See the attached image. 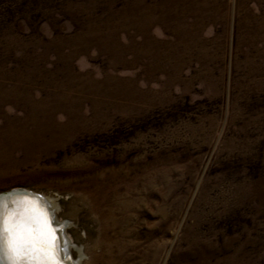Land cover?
Here are the masks:
<instances>
[{"label":"rangeland","instance_id":"1","mask_svg":"<svg viewBox=\"0 0 264 264\" xmlns=\"http://www.w3.org/2000/svg\"><path fill=\"white\" fill-rule=\"evenodd\" d=\"M14 188L80 264H264V0H0Z\"/></svg>","mask_w":264,"mask_h":264},{"label":"bare ground","instance_id":"2","mask_svg":"<svg viewBox=\"0 0 264 264\" xmlns=\"http://www.w3.org/2000/svg\"><path fill=\"white\" fill-rule=\"evenodd\" d=\"M42 197L45 200V204L50 214L54 215L53 223L57 226H60V230L58 231V234L60 237V242H61L60 244L62 249L61 256L62 257L67 255L70 256L71 249L73 247L72 245L74 243L67 236L65 225L61 223V221H59L55 215L56 210L58 209L57 201L52 196H48V195L45 196L44 194H42ZM0 201H3L7 205V208L3 213L4 227L7 228L9 225V213L11 211L19 210L20 212H22L23 216L26 218L25 222L27 228H31L33 230L32 231L33 235L26 236L27 240L29 238L30 243L33 244L32 248H35L38 251H40V253H42L38 257L35 254L31 255V252L30 254L28 253L27 255L18 252L15 256H13L7 251L5 247L0 249V264H29V263L30 264H65L57 261L56 259H54V257H51L53 250L50 249L51 242H50L49 230L47 227H45V225H43L45 224V220L42 219V214H41L42 212L40 211V207L36 204V202H34L32 199H28V200L21 199L20 196L18 195L15 196L13 195L10 198L0 197ZM46 242H50V244H47ZM77 251L80 253V259L76 260L75 258H72L74 264H80L79 261L82 259V248L77 246ZM34 256H35V260L32 259L34 258ZM27 260L29 261V263Z\"/></svg>","mask_w":264,"mask_h":264},{"label":"water","instance_id":"3","mask_svg":"<svg viewBox=\"0 0 264 264\" xmlns=\"http://www.w3.org/2000/svg\"><path fill=\"white\" fill-rule=\"evenodd\" d=\"M13 195L14 196L18 195V196H20L21 199H26V200L32 199L34 202H36V204L40 207V211L42 212L41 213L42 219L45 220V224H43V225H45V227H47L49 230L50 242H51V248L50 249L53 250L51 257H54V259H56L57 261L65 263V264H74L72 261V257H70L71 255L70 256L67 255L64 257L61 256V250L62 249H61V244H60L61 243L60 237L58 234V231L60 230V226H57L53 223L54 215L50 214L49 210L47 209V206L45 204L44 198L42 197V194L34 192L32 190H28L26 188H14V189L9 190V191L0 192V197L10 198ZM27 229L30 230L31 235H33V232H32L33 230L31 228H27ZM50 242H46V243L50 244ZM32 246H33V244L30 243L29 238L27 240V237H25V239L22 241V250L19 253H23V254L27 255L28 253L30 254V252H31V255L35 254L37 257L40 256V254H42V253H40V251H38L37 249L32 248ZM43 255H44V253H43ZM32 259L35 260V256ZM27 261H26V263H27ZM28 263H29V261H28Z\"/></svg>","mask_w":264,"mask_h":264},{"label":"snow or ice","instance_id":"4","mask_svg":"<svg viewBox=\"0 0 264 264\" xmlns=\"http://www.w3.org/2000/svg\"><path fill=\"white\" fill-rule=\"evenodd\" d=\"M7 205L0 201V249L5 248L15 256L22 250V241L26 236H30V230L26 226V218L19 210H14L9 213V225L4 227L3 213Z\"/></svg>","mask_w":264,"mask_h":264}]
</instances>
